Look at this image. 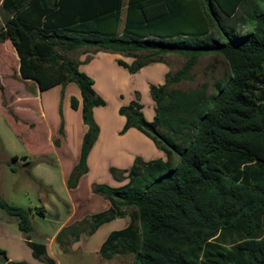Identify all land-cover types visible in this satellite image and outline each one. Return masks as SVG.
Wrapping results in <instances>:
<instances>
[{
	"label": "trees",
	"instance_id": "1",
	"mask_svg": "<svg viewBox=\"0 0 264 264\" xmlns=\"http://www.w3.org/2000/svg\"><path fill=\"white\" fill-rule=\"evenodd\" d=\"M238 24L249 31L240 33ZM4 41L16 54L19 77L40 92L68 83L79 90L86 131L68 188L87 171L99 132L92 109L105 103L80 71L83 62L64 55L90 53L84 62L100 51L124 55L132 58L130 64L115 62L128 73L167 54L185 58L162 85H149L151 121L138 101L118 108L125 120L120 134L137 130L164 157H136L127 170L110 168L115 180L125 182L93 185L92 192L109 207L78 225L92 233L128 218L101 244L99 254L106 260L131 254L134 264H264V0H0ZM211 55L225 60L230 75L214 80L210 93L205 84L169 88L189 80L196 60ZM0 96L16 120L1 84ZM70 108H78L74 97ZM0 210L18 219L33 256L54 264L43 245L29 242L32 210L1 199Z\"/></svg>",
	"mask_w": 264,
	"mask_h": 264
},
{
	"label": "crops",
	"instance_id": "2",
	"mask_svg": "<svg viewBox=\"0 0 264 264\" xmlns=\"http://www.w3.org/2000/svg\"><path fill=\"white\" fill-rule=\"evenodd\" d=\"M103 53L114 62L121 59L119 54L100 51L93 54L90 61ZM121 60L127 64L132 62L130 57ZM115 65L119 67L116 62ZM154 65L155 70L150 69L145 73L146 84L148 87L151 84L162 85L167 70L161 62L145 65L129 74L131 77H136L144 69ZM82 67L79 66V69L82 70ZM119 69L123 68L119 67ZM16 77L12 81L17 87L10 93L0 82L3 96L6 97V106L12 109L16 117L15 120L6 111L0 99L1 115L5 123V126L0 125V199L9 205L32 210V231L28 234L29 242L43 245L44 256L50 258L54 264H57L55 260L57 254L73 253L80 247L84 252L92 250L100 256L99 248L108 234L124 228L128 223L127 217L116 218L100 225L92 233H87L86 225H78L91 215L109 207L108 201L103 196L92 192L93 185L105 184L118 187L125 181L115 180L109 172L110 168L127 170L136 157L149 161L163 158L164 155L147 137L135 129L131 128L120 134L125 120L118 114L119 107L116 114L112 115L96 112L98 110L95 111L94 108L93 116L99 132L86 158L87 171L79 178L75 187L68 188L67 179L78 161L82 136L86 131V126L81 120L79 90L74 83H68L63 87L55 86L40 92L34 82L21 79L18 73ZM93 89L96 90L95 82ZM47 92L52 94L49 96ZM95 92L98 95V91ZM22 96L27 102L32 101L35 104L34 108L29 110L33 115L32 121L22 119L16 113V102L23 101H18ZM71 97L78 101L76 110L70 108ZM152 117L153 115L150 120ZM60 124H62L61 135ZM38 127L42 128L43 146L32 150L25 134L31 129L35 131ZM56 140L57 145L54 143ZM17 173L25 176L26 186L37 200L38 206L29 202L25 207L20 203L29 194L18 192L19 188L15 186L13 180ZM38 208H42V215L36 212ZM17 224L16 217H8L0 210V251L3 252L0 253V264H37L42 263L41 261L47 264L43 257L33 256ZM113 257L106 260L100 256L103 262H111Z\"/></svg>",
	"mask_w": 264,
	"mask_h": 264
},
{
	"label": "rangeland",
	"instance_id": "3",
	"mask_svg": "<svg viewBox=\"0 0 264 264\" xmlns=\"http://www.w3.org/2000/svg\"><path fill=\"white\" fill-rule=\"evenodd\" d=\"M240 33H245L249 31V27L244 24L237 25ZM108 53V52H107ZM68 59L78 60L82 59L83 62L79 66L82 67V72H84L90 79L95 82V89L98 91V96L104 101V106L94 107L96 112L104 113L105 115L116 114L117 107L125 106L130 101H138L142 105V113L147 121H151V116L153 115V102L148 93L147 86V76L145 73L148 70H155L156 66H151L142 71L141 74L136 77H131V75L124 69H119L115 65L113 59H111L107 54L103 53L100 57H97L93 61L84 62L90 56V53L82 54L81 51H74L66 53L64 55ZM121 59H125L124 55H120ZM186 59L173 54L164 55L161 58V63L165 65L167 70L166 74H172L175 71L179 70ZM17 73V57L16 54L9 43V41H4L0 43V82L6 88V91L10 93L17 84L12 81L16 79ZM190 79L182 80L175 85L169 86V88H176L180 90H190L197 89L202 84L207 86L208 93L211 92L210 84L214 80L227 79L230 75L229 68L225 60L221 56H205L196 60L191 71L189 72ZM163 83V80H161ZM95 90V91H96ZM135 92L138 93V96H135ZM4 93V92H3ZM50 92H47V95L50 96ZM3 100H6V97L3 96ZM1 99V98H0ZM23 100V101H21ZM19 102H16L15 110L16 113L22 118L31 120L33 115L29 112L30 108H34V102H27L25 97L18 99ZM6 103V101H5ZM67 103V101H66ZM92 109V117L93 110ZM60 116V115H59ZM3 116L1 115L0 107V125H4ZM149 119V120H148ZM95 121V120H94ZM24 130V129H21ZM29 146L31 149H37L40 146H43V137H42V128L38 127L31 129L28 134H25ZM9 174V173H7ZM25 176L21 173L15 175V186L19 188L18 192L28 193V197L24 198L22 205H29V202H32L35 206H38L37 200L30 189L26 186L27 181ZM15 203V202H14ZM128 223V218H127ZM98 239V238H97ZM229 244V242H228ZM227 244V245H228ZM90 249V247H89ZM57 264H134V258L131 254L125 255H115L111 262H103L98 254H95L92 250L87 252L83 251V248L80 247L75 250L73 253L69 254H57L55 257ZM43 264V261H41ZM37 263V264H39Z\"/></svg>",
	"mask_w": 264,
	"mask_h": 264
}]
</instances>
